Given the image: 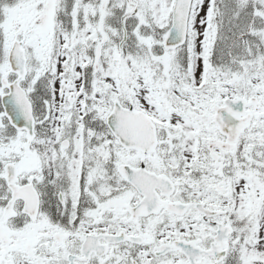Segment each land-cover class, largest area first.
Segmentation results:
<instances>
[{"label":"snow or ice","instance_id":"1","mask_svg":"<svg viewBox=\"0 0 264 264\" xmlns=\"http://www.w3.org/2000/svg\"><path fill=\"white\" fill-rule=\"evenodd\" d=\"M0 264H264V0H0Z\"/></svg>","mask_w":264,"mask_h":264}]
</instances>
